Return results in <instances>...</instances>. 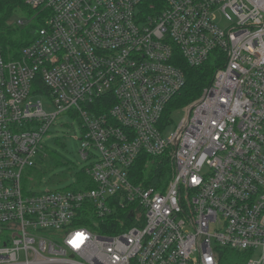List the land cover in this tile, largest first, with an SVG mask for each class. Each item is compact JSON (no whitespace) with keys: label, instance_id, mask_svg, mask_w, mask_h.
<instances>
[{"label":"built area","instance_id":"obj_1","mask_svg":"<svg viewBox=\"0 0 264 264\" xmlns=\"http://www.w3.org/2000/svg\"><path fill=\"white\" fill-rule=\"evenodd\" d=\"M25 4L43 26L18 59L0 50V264H220L219 249L264 264V0ZM178 54L223 67L167 137ZM63 114L80 122L82 159L99 155L83 169L94 188L30 191ZM142 154L172 160L167 183L133 180ZM111 219L124 230L101 234Z\"/></svg>","mask_w":264,"mask_h":264},{"label":"trees","instance_id":"obj_2","mask_svg":"<svg viewBox=\"0 0 264 264\" xmlns=\"http://www.w3.org/2000/svg\"><path fill=\"white\" fill-rule=\"evenodd\" d=\"M26 15V23L29 26L23 31L21 25L17 23L22 15ZM43 26V20L37 11L30 9L25 0H0V50L7 60H16L20 57L23 48L28 46L33 40L34 31ZM173 63L177 65L185 74L186 84L180 93L169 103L164 117L160 123V127L165 129L167 125L168 115L174 114L172 109L176 107H185L196 101L202 94L203 90L208 87L213 80L215 72L222 68L223 57L214 54L211 59L200 67H190L185 61L181 60L179 54L176 55ZM186 106V107H187ZM174 107V108H176ZM45 155H47L44 152ZM44 154L42 156H44ZM42 157L39 159L37 166H41ZM57 165H66L65 162L56 158ZM36 166V167H37ZM39 173L38 171H36ZM173 172V162L170 158L155 160L146 154H142L132 171V178L135 182H144L148 186L158 187L162 183H167ZM39 175H42L41 173ZM40 177V176H39ZM79 184L85 182V186L76 188V190H91L94 184L89 180L85 170L78 174ZM130 213L135 212H118L115 215L117 219H130ZM107 223L112 224L106 230H101V234H116L124 230L121 222L117 220H109ZM103 225V224H102ZM220 264H246L248 261L247 254L244 252L232 251L229 249H219Z\"/></svg>","mask_w":264,"mask_h":264},{"label":"rangeland","instance_id":"obj_3","mask_svg":"<svg viewBox=\"0 0 264 264\" xmlns=\"http://www.w3.org/2000/svg\"><path fill=\"white\" fill-rule=\"evenodd\" d=\"M26 15H22L20 20H24L21 25L23 31L29 27L26 21ZM225 25V24H224ZM44 108L47 112H53L54 107L48 101L46 95L42 96ZM187 106V105H186ZM185 106V107H186ZM176 107V106H174ZM172 108L173 110L182 107ZM184 108V107H183ZM187 116L186 110L168 115L167 128L165 135L170 137L177 129L178 125ZM82 136L81 125L79 120L73 114H63L58 117L50 128L48 134L43 139L44 152L47 154L42 156V164L34 169H27L24 174V186L26 189L34 192L50 191H67L81 188L85 186V182L79 184L78 174L89 166L91 162L98 160V153L94 152L95 157L86 161L80 155V138ZM56 158L65 162L66 165H57ZM38 171L39 173H37ZM42 175H39V174ZM40 176V177H39ZM258 255H254L256 259Z\"/></svg>","mask_w":264,"mask_h":264}]
</instances>
